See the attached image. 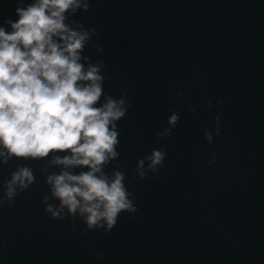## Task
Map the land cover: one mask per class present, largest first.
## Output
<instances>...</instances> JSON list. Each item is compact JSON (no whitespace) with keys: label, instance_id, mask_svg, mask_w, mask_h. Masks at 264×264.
Wrapping results in <instances>:
<instances>
[{"label":"water","instance_id":"1","mask_svg":"<svg viewBox=\"0 0 264 264\" xmlns=\"http://www.w3.org/2000/svg\"><path fill=\"white\" fill-rule=\"evenodd\" d=\"M17 7L18 0H0V26L10 30L2 22L18 19ZM72 19L97 32L83 55L103 60L105 94L118 99L126 92L131 102L118 122L120 158L106 172L118 166L127 174L138 211L121 213L107 235H82L86 226L78 219L51 220L44 211L43 164L12 160L0 168V180L24 164L37 180L14 207L0 205V264H149L264 105V0H90V11ZM173 112L180 119L172 136L158 141ZM205 130L213 134L211 146ZM158 148L167 151L158 178L149 172L141 181L137 161Z\"/></svg>","mask_w":264,"mask_h":264},{"label":"clouds","instance_id":"2","mask_svg":"<svg viewBox=\"0 0 264 264\" xmlns=\"http://www.w3.org/2000/svg\"><path fill=\"white\" fill-rule=\"evenodd\" d=\"M81 11H90V0H31L26 6L18 0V19L3 20L10 30L0 26V168L12 160L42 163L39 172L48 194L41 203L49 218L78 219L86 226L82 235L99 230L107 235L121 213L138 211L127 174L118 166L106 172L120 158L118 122L131 102L126 92L118 99L105 94L103 60L83 55L97 32L72 19ZM94 47L104 52L102 45ZM179 119L175 112L170 115L158 141L172 136ZM220 121L217 114L216 136ZM204 139L209 146L214 143L207 130ZM166 156V148L153 149L137 161L136 176L143 181L151 172L157 179ZM216 159L214 154L208 166ZM36 180L32 167L17 166L0 180V205L14 207L16 197Z\"/></svg>","mask_w":264,"mask_h":264}]
</instances>
